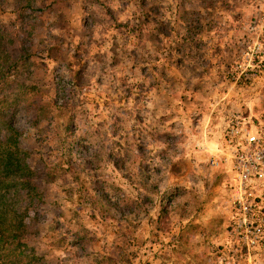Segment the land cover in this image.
<instances>
[{"label":"rangeland","instance_id":"374dc122","mask_svg":"<svg viewBox=\"0 0 264 264\" xmlns=\"http://www.w3.org/2000/svg\"><path fill=\"white\" fill-rule=\"evenodd\" d=\"M26 23L34 105L10 124L45 264H264V207L251 245L222 147L231 114L264 120V0H0V25Z\"/></svg>","mask_w":264,"mask_h":264},{"label":"trees","instance_id":"16d2710c","mask_svg":"<svg viewBox=\"0 0 264 264\" xmlns=\"http://www.w3.org/2000/svg\"><path fill=\"white\" fill-rule=\"evenodd\" d=\"M26 1L28 7L35 0ZM27 29V32L25 31ZM19 33L0 25V264H45L28 243L41 206L38 175L20 147L21 133L11 124L12 116L34 105L35 88L25 82L34 61L29 46L33 25Z\"/></svg>","mask_w":264,"mask_h":264},{"label":"built area","instance_id":"2783aa9c","mask_svg":"<svg viewBox=\"0 0 264 264\" xmlns=\"http://www.w3.org/2000/svg\"><path fill=\"white\" fill-rule=\"evenodd\" d=\"M261 52V44H254L251 54L256 57L257 64L252 69L264 70ZM222 144L231 164V204L243 218L237 226L244 230L253 228L252 234L255 236L249 242L254 245L261 229L250 227L249 220H252L259 204L264 207V196L255 194L258 190H264V120L249 126L238 113L231 114L226 121Z\"/></svg>","mask_w":264,"mask_h":264}]
</instances>
